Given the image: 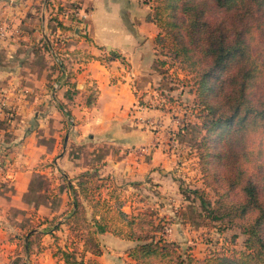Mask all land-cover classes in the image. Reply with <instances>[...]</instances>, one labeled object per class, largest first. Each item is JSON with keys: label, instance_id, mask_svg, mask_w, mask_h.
I'll return each mask as SVG.
<instances>
[{"label": "crops", "instance_id": "1", "mask_svg": "<svg viewBox=\"0 0 264 264\" xmlns=\"http://www.w3.org/2000/svg\"><path fill=\"white\" fill-rule=\"evenodd\" d=\"M152 7L153 0H0V98L13 109V119L0 122V152L5 154L0 161V235L6 225L26 220L31 210L56 213L50 202L24 200L35 190V180L47 182L52 173L41 162L57 154L59 142L42 121L52 118L58 124L60 114L50 109L56 103L67 104L79 120L75 145L72 137L58 155L67 173L100 164L105 174L140 180L169 168L160 142L174 123L152 97L161 67ZM53 39L60 43L59 52L52 49ZM49 53L60 56V70L71 84L46 95L57 73ZM35 121L40 122L37 128ZM72 146L86 153L88 165L69 160ZM67 194L66 186L60 197ZM38 260L56 264L47 254Z\"/></svg>", "mask_w": 264, "mask_h": 264}, {"label": "trees", "instance_id": "2", "mask_svg": "<svg viewBox=\"0 0 264 264\" xmlns=\"http://www.w3.org/2000/svg\"><path fill=\"white\" fill-rule=\"evenodd\" d=\"M162 12L169 16L173 41L167 55L181 57L197 75L195 95L205 131L202 172L207 184L217 181L209 218L236 220L246 236L242 250L203 259L179 251L174 243L156 239L160 223L146 213L122 210L119 193L114 195L117 187L108 184L103 194L105 179L96 184L88 170L79 174L76 185L67 184L75 206L79 192L89 200L98 196L94 205L99 211L86 220L82 241L93 256L102 254V234L134 241L127 256L136 264H264V0H153L151 15L158 29L164 25ZM57 26L67 29L60 21ZM160 36L158 31L155 41L163 45ZM61 252L65 264H83Z\"/></svg>", "mask_w": 264, "mask_h": 264}, {"label": "rangeland", "instance_id": "3", "mask_svg": "<svg viewBox=\"0 0 264 264\" xmlns=\"http://www.w3.org/2000/svg\"><path fill=\"white\" fill-rule=\"evenodd\" d=\"M162 6L164 7V3ZM162 17L164 25L157 29L163 45L155 41V46L158 51L157 60L165 61L166 65L156 69L159 80L157 78L152 87L154 90L152 97H154V105L162 107L174 123L173 130H168V134L162 135L160 142L166 150L165 157L169 158L167 159L169 168L164 169L165 173H158L152 177H149L148 173L140 180L117 178L105 174L100 164L81 171L74 168L73 171L67 173V169L60 166L61 160L58 155L61 150L62 153L64 152L66 142L72 137L73 145H75L76 137L74 136L78 132L76 127L79 120L71 114L67 104L56 103L55 106H50L51 110L56 109L61 118L57 119V125L51 123L52 118H47L42 122H46L48 133L52 134L50 129L55 131L59 149L55 156L46 157V160L41 162L44 168L52 172L48 181L45 182L41 178L35 180V190L25 196L24 200L30 203L34 200L42 204L50 202L56 208V213L46 215L35 209L29 212L30 215L21 224H12L9 225L10 227L6 225L5 233L0 235V264H20L28 260H30L28 264H42L38 257L40 255L44 257V254L50 255L56 264H65L61 252L63 250L71 253L72 258L70 259L72 260L83 259V264H91L90 260L96 261L97 264H136L127 256L128 251L135 246L136 242L119 238L112 233H105L98 237L102 249L100 256H93L86 250L82 241L87 229L86 220L99 211V207L94 205L98 196L89 200L79 192L76 198L78 205L75 206L70 191L64 198L60 197V192L68 182L76 185L79 174L87 170L95 174L96 184L100 183V178L105 179L104 182L102 181L106 183L102 188L103 194L107 192L108 184L117 187L114 195L119 193L122 210L133 214L146 213L156 224L160 223L161 229L155 234L156 239L162 237L168 243H174L179 251L185 253L190 251L196 258L203 259L209 254L229 255L233 250H242L246 236L240 231L238 224H235L236 220L228 223L229 220L226 217L223 220L209 218V211L216 200L213 188L217 181L211 179L212 184H207L202 172L199 153L205 131L200 119L204 113L200 112L202 108L197 105L195 95L194 78L197 75L194 69H190L181 62V57L175 59L167 55L171 51L173 41L168 25L169 16L166 12H162ZM176 17H179L178 12H176ZM58 40L53 39V44H51L54 52H59ZM52 54H50L51 61L57 73L49 87L46 88V95L54 89H61L63 85L66 87V84H71L70 77L62 73L64 65L60 56ZM54 84L59 86L55 88ZM67 91L72 93L69 87ZM180 91H183V94H180ZM24 92L27 93V91ZM69 92H66L68 98H70ZM1 98L0 122L7 123L13 119V109L12 106L10 108V105L1 103ZM160 104H167V106ZM50 109L46 108L47 114ZM39 123L35 121V128ZM50 139V136H47V140ZM154 146L152 144L150 147ZM68 158L73 161L79 160L85 166L88 165V156L83 151L78 152L76 146H72ZM3 159H5V154L0 152V161ZM56 159L57 168L54 165ZM161 174L165 179L158 177ZM160 181H165V183ZM39 190L41 192H38ZM97 193L96 190L92 191L94 195ZM118 203L115 201L116 207ZM26 246H29L28 252H26Z\"/></svg>", "mask_w": 264, "mask_h": 264}, {"label": "built area", "instance_id": "4", "mask_svg": "<svg viewBox=\"0 0 264 264\" xmlns=\"http://www.w3.org/2000/svg\"><path fill=\"white\" fill-rule=\"evenodd\" d=\"M58 86H59L58 84H55V85H54L55 88L58 87Z\"/></svg>", "mask_w": 264, "mask_h": 264}]
</instances>
